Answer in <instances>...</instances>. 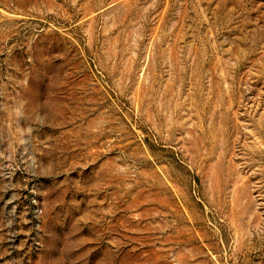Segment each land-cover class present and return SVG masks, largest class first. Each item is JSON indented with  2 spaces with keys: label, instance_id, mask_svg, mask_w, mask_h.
<instances>
[{
  "label": "rangeland",
  "instance_id": "rangeland-1",
  "mask_svg": "<svg viewBox=\"0 0 264 264\" xmlns=\"http://www.w3.org/2000/svg\"><path fill=\"white\" fill-rule=\"evenodd\" d=\"M0 264H264V0H0Z\"/></svg>",
  "mask_w": 264,
  "mask_h": 264
}]
</instances>
